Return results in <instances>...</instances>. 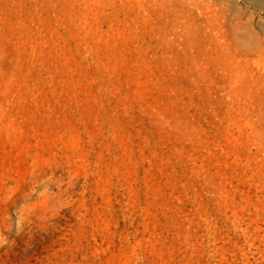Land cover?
Here are the masks:
<instances>
[{"label":"rangeland","instance_id":"1","mask_svg":"<svg viewBox=\"0 0 264 264\" xmlns=\"http://www.w3.org/2000/svg\"><path fill=\"white\" fill-rule=\"evenodd\" d=\"M0 0V264H264V0Z\"/></svg>","mask_w":264,"mask_h":264},{"label":"bare ground","instance_id":"2","mask_svg":"<svg viewBox=\"0 0 264 264\" xmlns=\"http://www.w3.org/2000/svg\"><path fill=\"white\" fill-rule=\"evenodd\" d=\"M243 1L247 3L248 5H251L257 8H261L263 4L260 0H243Z\"/></svg>","mask_w":264,"mask_h":264}]
</instances>
